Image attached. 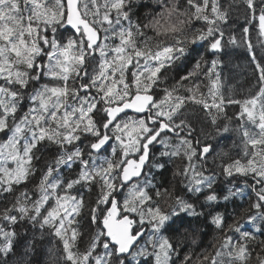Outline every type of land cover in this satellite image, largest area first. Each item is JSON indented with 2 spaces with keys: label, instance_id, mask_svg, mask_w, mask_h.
Masks as SVG:
<instances>
[{
  "label": "snow or ice",
  "instance_id": "obj_1",
  "mask_svg": "<svg viewBox=\"0 0 264 264\" xmlns=\"http://www.w3.org/2000/svg\"><path fill=\"white\" fill-rule=\"evenodd\" d=\"M242 3L237 99L220 0H0V264H31L37 231L50 264H264V0ZM230 131L243 155H213Z\"/></svg>",
  "mask_w": 264,
  "mask_h": 264
},
{
  "label": "trees",
  "instance_id": "obj_2",
  "mask_svg": "<svg viewBox=\"0 0 264 264\" xmlns=\"http://www.w3.org/2000/svg\"><path fill=\"white\" fill-rule=\"evenodd\" d=\"M220 4L224 9H227L229 12V19L228 22L224 25H222V27L225 30V37H224V41L226 39V37L229 35L230 31H236L239 32L242 30V28L244 26H249L246 24V20H245V5L242 3V0H220ZM197 27H199V25H196ZM251 27V26H249ZM232 35V34H231ZM238 38L240 37L241 34H235ZM251 42L254 45V47L261 45L260 43H258V39H257V35H256V30L253 29L252 33H251ZM226 44V42H225ZM190 47H196L198 51L203 52L204 49L202 46H190ZM223 53L224 51H222L219 54V58L222 61V63L218 66V71H220L221 73V85L224 87H228V91H224V92H228L230 95L232 96H241V97H246L242 96V86L236 84V83H228L226 78H225V74H224V70L223 65H224V61H223ZM196 55V52H193V56ZM249 64V62H247V65ZM190 67V65H189ZM237 68V66H236ZM234 68V69H236ZM167 75V74H166ZM173 75V73H168L169 79L167 80V84L170 85L172 84L174 81L171 79V76ZM164 85H161V87H163ZM254 86V84L248 83L245 88L248 89V92L250 89H252ZM159 91V89H158ZM223 92V91H222ZM162 95V93H161ZM190 111V110H189ZM187 120L189 122H191L190 119V115L187 118ZM194 120V119H192ZM196 121H199V126L202 127H206L207 125V120L205 118V115L203 114L202 116L197 115L195 117ZM194 120V121H195ZM192 124H195L194 122ZM191 124V125H192ZM199 133V132H197ZM211 143H213L215 151L213 152V155H216L217 153H221L222 151H225L227 153H229L228 155L230 157H236L237 155L242 156V145L240 144V140L237 137V135L235 134V132H228V133H224L220 136H217L214 140L211 141ZM229 148V150H228ZM171 167V166H170ZM168 179H171V175L169 173L168 175ZM219 179H223V177H220ZM94 199V196H93ZM248 197L245 196L244 197V201L245 203L247 202ZM84 230V229H82ZM32 234L31 232H29V236L28 238H31ZM212 237H213V232L211 231V229L207 230L206 235L204 237V241L203 244L201 245V247H205L211 244L212 242ZM208 241V244H207ZM52 249L54 253L57 252L58 249H62V245L59 243L58 240H56L54 237H51L47 234V232H45V235L43 237V239L40 238V233L39 231L36 232V240H35V249L33 252L30 253V260H31V264H50V257H49V249ZM20 251H22V249H20ZM60 264H63V261H60Z\"/></svg>",
  "mask_w": 264,
  "mask_h": 264
},
{
  "label": "flooded vegetation",
  "instance_id": "obj_3",
  "mask_svg": "<svg viewBox=\"0 0 264 264\" xmlns=\"http://www.w3.org/2000/svg\"><path fill=\"white\" fill-rule=\"evenodd\" d=\"M231 34H241V31L236 32V31H230L229 35L226 37L225 42H226V46L223 49L224 53H223V61H224V65H223V70H224V74H225V78L227 80L228 83H236L240 86H242L243 90H242V96L248 95V89L245 88V86L248 83L251 84H256V78L253 72V68L254 65H252L250 63V57L247 54L246 48L244 47H234V46H230L227 45V40L228 37ZM255 54L258 58H264V47H262L261 45H258L255 47ZM247 62H249V64L247 65ZM237 66V68H236ZM236 68V69H234ZM228 87H224L225 91H228L227 89ZM226 96L230 95L228 92L224 93ZM232 96V95H231ZM237 99H243V97L241 96H234ZM190 108L189 113H187V116L185 115L186 112L183 114H181V118H188L190 115V119H191V124L194 122L195 124H192V126L195 128V126H198L200 123L199 121L195 120V117L197 115L202 116L204 113L203 111L200 109L199 106L192 104ZM239 108L238 106H229L227 111L229 115H232L234 111H238ZM183 112V111H182ZM129 115H135L132 113H128ZM185 116V117H184ZM194 119V120H192ZM121 198V197H120ZM122 200V199H121Z\"/></svg>",
  "mask_w": 264,
  "mask_h": 264
},
{
  "label": "rangeland",
  "instance_id": "obj_4",
  "mask_svg": "<svg viewBox=\"0 0 264 264\" xmlns=\"http://www.w3.org/2000/svg\"><path fill=\"white\" fill-rule=\"evenodd\" d=\"M168 75V74H167ZM221 90L223 91V93H225L224 91V86H222L221 85ZM191 105H192V103H189V104H187L186 106H185V108L183 109V114L186 112V116H187V113H189V110H190V108L189 107H191ZM185 117V116H184ZM195 129H196V132H199L200 131V129H201V127L198 125V126H195ZM228 150H229V148H228ZM110 148H109V150H108V152H106V153H104L105 155H110ZM226 151V150H225ZM225 151H222V152H225ZM225 153H227V152H225ZM229 154V153H228ZM225 159H227V157H225ZM123 197L121 196V199H122ZM207 244H208V241H207Z\"/></svg>",
  "mask_w": 264,
  "mask_h": 264
},
{
  "label": "water",
  "instance_id": "obj_5",
  "mask_svg": "<svg viewBox=\"0 0 264 264\" xmlns=\"http://www.w3.org/2000/svg\"><path fill=\"white\" fill-rule=\"evenodd\" d=\"M128 113H132L131 110H128ZM132 114H134V113H132Z\"/></svg>",
  "mask_w": 264,
  "mask_h": 264
}]
</instances>
